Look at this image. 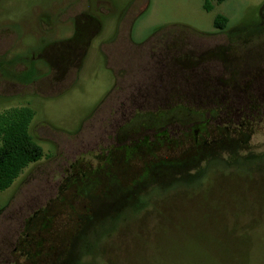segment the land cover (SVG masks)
Returning <instances> with one entry per match:
<instances>
[{"label": "rangeland", "instance_id": "rangeland-1", "mask_svg": "<svg viewBox=\"0 0 264 264\" xmlns=\"http://www.w3.org/2000/svg\"><path fill=\"white\" fill-rule=\"evenodd\" d=\"M203 2L0 0V61L5 58L12 63L19 56L30 59L35 53L39 60L33 65L41 74L39 82L29 84L22 80L32 76L23 74L30 65L28 60L6 65L5 78L0 76V112L10 107H30L33 118L29 131L44 152L34 168L29 164L0 191V209L6 206L2 211L5 217L0 215V234L4 230L14 232L21 224L18 218L25 219L38 208H50L60 219L55 228H71L70 232L78 225L73 227L70 222L61 227L64 217L89 214L84 200H72L76 197L73 190L60 191L59 187L74 160H81L78 168L88 167L91 153L104 143L99 105L112 87V70L122 75L138 73L146 67L151 52L161 53L160 47L170 45L172 41L167 43L166 39L184 40L182 47L193 44L197 49L212 51L219 59L231 55L237 63L247 61L250 70L264 64V0H225L214 3L210 10L203 8ZM82 14L91 17L86 33H93L95 22L100 24L97 33H89L84 58L65 76L45 75L43 57L51 58L56 53L50 46L71 36L73 17ZM218 14L228 20L224 29L213 26ZM74 35L77 42L82 41L81 33ZM217 63L222 68V60ZM12 72L15 76H10ZM248 125L235 123L236 133L230 136L210 127L200 135L204 145L198 147L192 132L188 133L178 147L158 155L162 162L151 156L139 158L138 172L121 164L118 176L112 174L107 185L97 182L88 186L93 202L90 208L108 215L100 226L89 227L80 250L77 244L74 253L79 250L78 264H264V156H257L264 155V121ZM106 128H110L107 122ZM173 136L176 138L177 133ZM197 149L199 172L212 156L227 162L228 167L217 161L201 173H195L193 167L189 174L184 173L183 162ZM244 155L257 159L248 167L232 165L238 159L235 157ZM176 172L180 183L175 182ZM120 180L127 188L143 189L141 196L149 189L140 199L143 203L137 200L140 207L136 208L133 198L114 206L116 201H123V194H116ZM70 184L77 189L79 182ZM155 184L177 187L151 194ZM62 196L65 199H60ZM110 203L111 209L107 208ZM70 232L57 237L56 246L61 247L55 264H70L64 256Z\"/></svg>", "mask_w": 264, "mask_h": 264}, {"label": "flooded vegetation", "instance_id": "flooded-vegetation-1", "mask_svg": "<svg viewBox=\"0 0 264 264\" xmlns=\"http://www.w3.org/2000/svg\"><path fill=\"white\" fill-rule=\"evenodd\" d=\"M82 15L73 17L72 21V35L79 31L82 41L74 42L71 35L57 40L59 42L53 47L50 46V49H56V53H53L51 58L43 57L44 61L46 60L45 75H67L69 68L77 65L86 54L91 35L97 33L100 24L95 22L97 27H93V33L90 31V35L86 30L91 17L89 19L88 14L86 17ZM167 41L172 42L160 47L163 48L161 53L151 52L146 67L138 73L122 75L120 71L111 69L114 73L113 84L99 105L102 112L98 120H104L101 138L104 143L94 154L91 153L88 167L78 168L81 160H74L59 187L60 191L73 190L76 197L72 200H84L89 214L76 218L71 214V219L64 217L61 227L70 222L73 227L78 225L73 232H70L71 228L68 231L55 228L60 219L50 208H38L30 212L25 219L18 218L21 222L18 229L6 233L4 230L0 234V264H55L57 249L61 247L56 246L57 237H64V232H70L72 235L64 256H68L67 262L70 264H78L80 255L77 254L89 227L100 226V223L104 222L105 214L108 215L106 212L101 213L102 210L90 208L93 202L88 196V186L96 185L97 182L98 185H107L112 174L118 176V166L121 164L130 166L132 172H138L141 164L139 158L151 156L158 163L162 162L158 160V157L162 156L158 155L178 147L188 133L192 132V140L199 146L204 145V142H200V135L208 132L210 127L218 133L224 130L230 136L233 131L236 133L234 126L237 122L249 128V123L264 121L263 63L250 70L247 61L243 64L237 63L231 55L219 59L212 51L197 49L199 47L193 44L182 47L186 43L184 40L166 39ZM32 54L30 59L23 56L22 59L20 56V59H16L30 62L23 74L31 73L32 76L21 78L29 84L34 80L38 81L41 76L38 68L33 65L39 57L35 53ZM158 54L159 57L153 56ZM4 55L5 53L3 57ZM16 60L7 63L3 58L0 61L2 78H5V66L12 65ZM218 60H222V68H218ZM7 71L9 72L8 69ZM11 75L15 76L13 72ZM3 81L5 82V79ZM106 122L109 123V129L106 128ZM176 133L175 138L173 135ZM31 164L33 168L36 166V162ZM71 181L74 185L79 182L77 189L70 186ZM125 183L120 180L116 194H123L127 189ZM81 188L85 190L84 193ZM142 191L140 188L136 192L142 194ZM148 191L149 189L145 193ZM60 199L65 198L62 196ZM128 201V197L123 196V201H116L114 206L123 205ZM111 205L112 203L107 208L111 209ZM5 207L0 209V215L4 217L2 211ZM77 244L79 250L75 254ZM71 246L73 249H69Z\"/></svg>", "mask_w": 264, "mask_h": 264}, {"label": "trees", "instance_id": "trees-1", "mask_svg": "<svg viewBox=\"0 0 264 264\" xmlns=\"http://www.w3.org/2000/svg\"><path fill=\"white\" fill-rule=\"evenodd\" d=\"M223 1L225 0H204L203 8L205 10H210L212 9L214 3H221ZM227 23V18L220 14L216 15L213 20V26L216 29H224L227 26ZM76 38L77 37L74 35V42L77 41ZM84 56L82 58H84ZM32 118L33 111L28 106L10 107L0 112V191L8 188L25 167L41 159L44 154L42 147L34 141L30 134L29 127ZM196 147H198V145H196ZM199 153L200 152L197 149L195 155L186 160V162H183V164L186 165L184 168H182L185 169L184 173L189 174L190 171H192L191 167L197 170L196 157L197 155H199ZM257 156L263 157L264 155L260 153ZM248 157L249 156L245 155L243 158L235 157L238 159H235L236 161L234 160V164L232 165H234L235 167H248V165H250L252 162H255L257 159H247ZM217 161H219L220 165L228 167L227 162L225 163L217 157L214 158L212 156V158L206 161V163L201 167L202 169L200 170V172L199 170H197L195 171V173H201L202 170L206 169L211 164H215V162ZM175 170L176 168H173V171ZM175 177L176 183L182 182H178V180H180V177L177 172L175 173ZM176 187L177 184L165 188H161L160 184H155L154 186H152L150 192L151 194L152 191L158 193L161 190H172ZM139 189L140 188L136 190L127 188L123 192L124 197H128L129 200L133 198V204L136 205V208L140 207V202H142V200H140L141 197L145 198L146 195V193L142 196L138 194L136 191H138ZM131 191H134L135 193L132 194ZM137 200L140 201V204H138Z\"/></svg>", "mask_w": 264, "mask_h": 264}]
</instances>
